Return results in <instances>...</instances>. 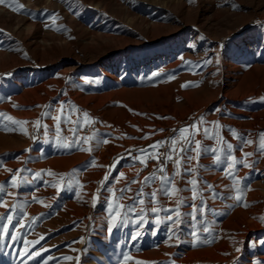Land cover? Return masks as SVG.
<instances>
[{
	"label": "rangeland",
	"instance_id": "obj_1",
	"mask_svg": "<svg viewBox=\"0 0 264 264\" xmlns=\"http://www.w3.org/2000/svg\"><path fill=\"white\" fill-rule=\"evenodd\" d=\"M29 1L34 0H15V5L23 6L20 12H15L6 6L0 5L12 14L11 26L20 22L21 17L32 14L46 21V24L41 28L42 31L47 34H58L69 39L70 37L71 39L77 37L76 30L80 29V25L82 28L105 31L106 33L120 32V34H124L127 31L134 30L133 27L123 18L116 15L115 12L109 11V9L104 6L93 4L88 0H35L37 6L27 4ZM127 1L133 2L134 0ZM216 10L222 11L220 18L223 22L222 29L249 17L235 26L232 31L221 35L219 40H216L213 34L205 30L202 31V34L197 38V34L188 33L192 24L182 22L180 30L171 35L162 36L152 41L140 43L139 45L130 44L125 48H118L112 52L99 54L93 59L90 55H80V57L65 53H61L60 55L53 49H49L43 55L47 61L39 63L38 58L33 52L22 43L23 49H21V51L23 57L19 56L21 54L17 53L15 48H13L11 52L15 55L13 59L16 58V60H20V62L10 67L3 68L1 67V63L5 60L10 62L11 58L7 57L4 58V60H0V113L5 114L4 117H0V155L7 154V160L14 162L15 157L12 156L18 151L25 150L27 146L35 147V152H44L48 147L53 146L56 150H54L55 153H57L59 157L69 158L71 161V164L64 169L61 168L57 170L55 166H46L48 171L44 178L48 180V184H45L42 178L39 179L34 177L30 179V185L38 181L48 187V190L44 193H40L39 209L31 214V216H28V219L26 218V220H24L23 216L13 215L14 218L11 222L7 219L2 220V222L0 221V224H8L9 228L8 235L0 237V246L17 245L19 249L24 248L22 245L28 246L29 249H27V252L33 254L32 258L26 259V251H23L24 253L22 252V256L20 255L19 257L21 259L19 260L20 262L28 261L27 264H35L36 262V264H43V261L48 259V257L54 258L48 260V264H72L77 251L78 257L74 264H83L82 260L85 253H90V251L95 249L106 250L109 245H112L110 239L116 238L114 233L111 234L109 238L104 236V233L110 221L109 218L105 216L107 211L106 206L108 207L107 198L110 193L107 189L110 188L113 172L118 163L120 161L135 163L140 173L145 172L141 179V183L143 184L145 177L152 175L155 169H158L165 163L164 156L161 155L159 161L151 158L146 159V163H141L140 160H134L133 157H136L141 149H148L151 153L152 150L149 148L150 145L157 141H167L172 137L178 139V147L182 146L184 141L182 138L178 137V129L190 127L193 123L197 122L203 108L212 105L219 99L217 98L215 101L210 102L200 109H191L185 116L179 114L190 103L181 100L175 114L172 112L165 113L160 117V120L154 123L137 121L128 124L125 118L126 114L123 112L124 109L131 113L137 112L138 114L136 115L138 117H142L147 111L144 109L135 111L132 105L118 102L111 105L112 108L105 116L106 118H102L101 122L99 120L92 122L89 131L83 130V134L79 136V140L75 139L73 141L72 138V141L69 143L63 139V142L60 140L53 143L54 131L51 124L54 117L51 116L52 114L49 109L51 98L47 99L42 104H38V102H21L17 97L21 93H18L19 89L30 86L32 85L31 83L34 82L31 73L53 69H66L65 81L67 82L71 78L79 76L83 78L84 74L87 76L95 69H100L102 71L110 70V76L122 82L124 87L136 88L141 94L148 92L149 94L155 93L156 95L165 90L177 92L180 89H184L192 91L193 93H191L190 96L195 97L200 88L208 86L213 87L217 84L216 77L211 76L209 73L212 66L211 63H206L208 58L203 52L204 44L206 42H212V44L216 46L217 53L223 56V54L229 50V45L235 39L241 38L247 35V33L264 27V0H205L198 4V11L200 14H203L205 11L206 14L209 15ZM67 15L72 16L74 21H65ZM76 22H78L79 25H77ZM0 30H2L0 31V51H8L9 48L15 47L18 43L22 42L21 37L10 29V26L0 24ZM190 45H195V47H190ZM126 52L132 55V62L130 64L126 59L128 55L124 54ZM218 67L221 68V66L217 65L216 68ZM133 77L135 79H133ZM127 81H132V85L128 84ZM80 82L81 81H78V83ZM185 84H188V86L182 87V85ZM92 89H95V87L92 86ZM254 109L264 111V102L256 104ZM44 113H48V115H43ZM9 117L11 120L28 121V123L23 125L12 124L11 120L8 119ZM37 120L40 121L39 126L35 124ZM62 120L63 118L60 117L58 123L59 131L62 130ZM66 124L69 125L70 120L67 119ZM81 126L83 127V125ZM161 129H163V131H160ZM60 133L63 134V132ZM93 133H97V136L85 142L84 138L92 137ZM104 139H107L108 143H103ZM97 140L100 142L97 143ZM169 149L170 144L165 143L156 151L164 154L167 153ZM130 151L131 155H129ZM247 151L246 153L252 152L254 154L250 149ZM27 157L28 156H26V159ZM141 159H144V156H141ZM175 159L176 157L174 156L173 160L166 163V173L169 176H172L173 171H175ZM102 160H106L107 163L104 172L95 182L90 204L87 207L88 211L86 214L82 215V217L81 215L78 216L82 209L85 208V187L91 178V174L97 172L101 167L100 164H102ZM62 163H64V161H62ZM58 164L59 163H57V165ZM187 166L188 165H185V167ZM252 167L253 166L250 168L245 167V170L242 168L241 170L235 168V172L233 171L232 176L226 175L227 169L221 170L225 172V177L228 178H226L225 192L216 193L217 196L215 195L212 198V205L204 206L201 204L198 207L204 208L205 211L202 213L197 212V224L195 229L192 228V219L191 216L188 215L193 209L184 211L179 210L183 223L176 228L174 235L169 232V228L172 227V222L166 219L167 215L170 213L166 214L162 218L164 222L159 224L155 223V216L153 215V220L149 228H147L148 231H142L141 233L143 235L140 233L141 237L139 235L140 239L143 238L141 240L143 241L142 243L145 244L140 245L139 249L144 252H153L154 255L167 253L170 255L171 259L169 261H160L157 258L156 260L153 259L149 261L142 258L136 264H192L193 260H195V264H243L245 258L247 260V258H250L252 255L250 250L246 249L247 247L250 249V247H245L250 244L246 241L236 242L233 249L229 251L228 245H231L232 236L237 232H234L229 227L230 225L225 223L228 210H224L225 208L235 209L239 206H252L256 208L257 210L254 209V211L257 212L253 216L255 219V228L262 222L261 219H264V186L261 187L257 184L261 177V173H254ZM181 172L182 175H177L178 184L182 189H188L189 184H187L186 181H188L189 173L183 172V169H181ZM49 173H52V175H49ZM252 174H257V176ZM105 175H109V179L101 186L100 182ZM161 175H163V173L156 172L157 177ZM243 175L246 176L244 177ZM241 176L243 179L240 178ZM61 177H63V179ZM235 177H239V179L237 178L236 180ZM234 178L236 181L239 180V184L234 183ZM69 181H71L73 185L71 189L65 187ZM53 184H55V187L52 186ZM233 185L235 186L233 187ZM239 185L242 189L243 186L246 185L244 191L246 190L247 194L241 191ZM247 185L248 187L250 186V188H248ZM144 186L150 187L152 191L159 189L160 180L157 178L149 185ZM169 187H171V185H169ZM235 187H238L241 192ZM254 190L263 194L260 200V207H257L259 206L258 198L256 199L255 196H250V192H255ZM181 192L183 191L177 192L171 197L158 194L155 204L150 200L147 202V205H149L148 210L153 206L161 208L165 204L170 205V203H172L170 205L171 208L175 209L177 206V199H182L183 195ZM237 193L241 196L239 202L235 199ZM93 195L97 196L95 203L92 199ZM242 196L245 198V201ZM230 198L235 203H231L232 201H229ZM249 199L251 202L248 201ZM253 200L256 201L252 202ZM219 201H221V203ZM241 201L246 203H241ZM232 204L235 205L233 206ZM210 206H212L213 209H210ZM224 206L226 207L223 208ZM219 207L223 209H219ZM259 209L261 213H258ZM219 210L224 212L220 211V213H218ZM216 211L217 213H215ZM82 220H86V224L81 232L78 226ZM199 221H203L204 223L201 224ZM203 227H208L210 231L208 233L203 232ZM193 231L197 232L198 239L191 235ZM259 231L260 237L257 239L261 240L264 237V228ZM12 235H16L18 238L13 240L11 238ZM41 237H43V239H41ZM36 241L39 242L37 243ZM237 249H239V251H237ZM32 250L34 253L40 252L41 255L35 257ZM1 255L2 254H0V256ZM65 256L71 257V259H63ZM178 259H181L180 263L177 261ZM2 261L3 259L0 258V264H2ZM9 261L8 257L6 264H9Z\"/></svg>",
	"mask_w": 264,
	"mask_h": 264
},
{
	"label": "bare ground",
	"instance_id": "obj_2",
	"mask_svg": "<svg viewBox=\"0 0 264 264\" xmlns=\"http://www.w3.org/2000/svg\"><path fill=\"white\" fill-rule=\"evenodd\" d=\"M88 1L96 5L104 6L109 9V11L115 12L116 15L123 18L131 27H133L134 30L127 31L124 34H120V32L106 33L105 31L82 28L80 25V29L76 30L77 37L75 39H71L70 37L69 39L58 34H47L42 31L41 28L46 24V21L41 20L32 14L21 17L20 22L11 26L12 14L0 6V24L10 26V29L22 39V42L18 43L15 47L9 48L8 51H0V60H4V58L7 57L11 58L10 62L6 60L3 61L1 67L7 68L20 62V60H16V58L13 59L15 55L11 52L13 51L12 49L15 48L16 52L21 54L19 56L23 57L21 51V49H23L22 43L33 52L38 58L39 63L47 61L43 55L49 49H53L60 55L61 53L71 54L76 57H80V55H90L93 59L99 54L112 52L118 48H125L130 44L139 45L146 41H152L162 36L171 35L180 30L182 22L192 24L188 33L197 34V38H199L202 31L205 30L210 34H213V37L216 40H219L221 35L232 31L235 26L249 17L248 16L247 18L222 29L223 22L220 19L222 15L221 10H216L209 15H207L205 11L203 14L199 13L198 4L205 0H134L133 2L127 0ZM27 4L37 6L35 0L29 1ZM65 21L73 22L74 19L72 16L67 15ZM76 24L79 25L78 22H76ZM203 52L208 58L207 63H211L212 68L209 70V73L211 76L216 77L217 84L213 87L208 86L200 89L198 88L199 91H197L198 93L195 97L190 96V94L193 93L192 91L184 89H180L177 92L165 90L156 95L155 93L149 94L145 91L144 94H141L136 88L124 87L122 82L110 76V70L102 71L100 69H95L90 73L88 72L89 74L86 73L88 74L87 76L84 74L83 78L80 76L71 78L67 82L65 81L66 69L33 72L31 73V77L34 82L31 83L32 85L30 86L19 89L18 93H21L17 97L21 102H38V104H42L47 99L51 98L49 109L52 114L51 116L54 117L51 124L54 131L53 143L60 140L63 142V139L70 143L72 138L74 141L77 137L83 134V130L89 131L91 123H87V120L90 119L92 122L99 120L101 122V119L106 118L105 116L108 114L109 110H111V105L118 102L132 105L133 108H135V111H139L140 109L147 111L142 117H138L136 115L138 114L137 112L131 113L127 112L125 109H121L124 114H126L125 118L127 124L137 121L154 123L160 120V117L165 113L172 112L175 114L181 100L190 103L179 114L185 116L191 109H200L219 98L215 103L208 105L200 112V117L203 116L206 123L202 126L198 125L199 132L195 136V140H200L203 145L208 146L210 149L215 148L221 150V152L226 148L227 143H231L234 149L231 155L237 159H247V161L253 166L254 173H261V177L257 184L262 187L264 186V152L260 149V137L261 134H264V111L255 110L254 107L256 104L264 102V99H262L264 98V27L247 33V35H244L241 38L235 39L229 45V50H227L223 56H220V54L217 53L216 46H214L212 42H206L204 44ZM124 54L128 55L126 59L130 64L132 62V55L130 53L127 54V52ZM217 65L221 66V68H216ZM133 79L135 78L133 77ZM78 81L81 82L78 83ZM131 82L129 81L128 84L132 85ZM92 86H94L95 89H92ZM73 106H75V110H73ZM84 113L88 114L87 118L84 117ZM56 117L63 118L62 130L59 131V133H57V124L59 121L55 119ZM66 119L70 120L69 125L64 122ZM216 124H219L220 127H215ZM81 125H83V127ZM204 128H208L210 133L214 135V138L205 139L203 136ZM73 129H75V134L73 133ZM229 129H234L240 139L235 138ZM60 132H63V134ZM246 140H252L253 143H243V141ZM192 146L195 147L194 142ZM34 149L35 147L27 146L25 150L16 152L12 156L15 157L14 162L7 160V154L0 155V184L6 185L5 192L0 193V196L3 197V199H0V216L5 215L7 212L10 215L23 216L24 220H26L28 216H31V214L39 209L40 193H44L48 190V187L38 181H35L33 185H30V179L34 178L37 172H40L41 177L39 179L42 178L43 181H48L44 178L48 171L46 166H55L58 170L61 168L64 169L71 164L69 158L59 157V155L55 153L56 150L53 146L48 147L44 152H35ZM248 149L253 151L254 154L251 152L253 155L250 158H245L243 153H246ZM191 155L195 157L196 154L193 152ZM26 156H28L27 159ZM62 161H64V163H62ZM57 163L59 164L57 165ZM101 163V167L97 172L91 174V178L85 187V208L82 209L78 216L81 215L82 217V215L86 214L88 211L87 207L90 204L95 182L104 172L107 161L102 160ZM227 163H229V161L223 159L221 163H216L215 155L211 151L203 153L197 159L191 161V166L196 170L189 174L188 180L193 178L197 179V191L199 194L195 200L192 199V191L182 189L178 184L177 176H175L173 184L176 188H181L183 191L181 192L183 195L182 200L185 201V203L180 206L179 210L184 211L192 209L191 205L193 204L197 207L201 204L204 206L212 205L213 194L216 195L218 192H225L224 189L226 188L227 177H225V172H222L221 170L227 169ZM236 168H238V170H241V168L245 170L243 165H236ZM9 169L13 171L9 172ZM16 170L21 171L18 174ZM120 173H123L124 175L121 177L119 175ZM144 173L145 172L140 173L138 171V166L135 165V163L120 161L113 172L112 183L110 185L112 192L108 194L107 200L112 199L114 205H125L130 203L131 201L129 200V197L133 196L142 186L141 179ZM257 174L252 175L257 176ZM14 175L17 176L15 182L19 185L18 188H12L10 186ZM235 178L234 181H236L237 178L239 179V177H237L236 180ZM240 178L243 179L242 176ZM132 181L136 182L132 183ZM206 185H212V189L209 190ZM234 186L235 185H233V187ZM125 187H129L131 191L124 193L123 199H115L116 196L120 195L119 190ZM239 187L242 192L247 194V191H244L246 185L243 186V189L240 185ZM191 188L192 185L189 184L188 189ZM248 188H250V186ZM236 189H238V187ZM144 192L151 193L152 190L150 187L144 186ZM250 196H255L256 199L258 198L259 206L257 207H260V200L262 199L263 194L252 191L250 192ZM145 199L146 202L143 205L145 208L144 223L140 226H137L136 224H125L114 228L111 232L108 231V224L104 236L109 238L111 234H115L116 238L110 239L112 245H109L106 250L95 249L90 251V249V253H85L83 256V264H136L142 258L149 261L153 259L156 260L157 258L160 261H169L171 259L170 255L167 253L154 255L153 252L141 251L139 246L144 244L142 243L143 241H141L143 238L140 239L138 237L140 240L136 239L135 241L131 239V236L135 235L137 231L140 233L142 231H148L147 228H149L153 220L154 216L150 209L148 210L149 205H147V202L149 200L147 198ZM229 201L231 202L232 199L230 198ZM244 201H241V203H244ZM248 201H250V199ZM255 201L253 200L252 202ZM219 202L221 203V201ZM233 202L234 201L231 203ZM14 204L19 205L15 213L10 211ZM171 204L172 203H170V205ZM170 205L165 204L162 208L173 209ZM232 205L234 206L235 204ZM140 207V205H137V212L140 211ZM225 207L226 206L223 208ZM106 208L107 211L105 216L110 220L108 207L106 206ZM223 208L219 207V209ZM210 209H213L212 206H210ZM254 209L256 208H253L252 206H239L235 209L225 208L224 210H228V216L227 218L225 217L226 221L224 220L225 223L229 224V227L234 232H237L232 236L231 245H228L229 251L233 249L236 242L246 241L250 244L245 247H250V249H248V247L246 249L250 250L252 255L250 258H247V260L245 258L243 264H264V237L261 240L257 239L260 237L259 230L264 228V219L262 218V222L255 228L256 225L253 216L257 211L255 212ZM220 211L222 210H219L218 213H220ZM215 213H217V211ZM258 213H261L260 209ZM166 214L168 213L161 211L159 216L163 218ZM85 224L86 220L80 222L78 228L81 232L83 231ZM22 246H24V248L20 249L17 248V245L0 246V248H2L0 249V254H2L0 258L3 259L2 264H6L8 257L10 260L8 262L9 264H27L28 261H19L21 260L19 258L20 255L22 256L21 253L29 249L26 245ZM77 257L78 251L73 258L72 264L75 263ZM177 261L180 263L181 259H178ZM192 264H195V260L192 261Z\"/></svg>",
	"mask_w": 264,
	"mask_h": 264
},
{
	"label": "snow or ice",
	"instance_id": "obj_3",
	"mask_svg": "<svg viewBox=\"0 0 264 264\" xmlns=\"http://www.w3.org/2000/svg\"><path fill=\"white\" fill-rule=\"evenodd\" d=\"M0 5L6 6L8 8H10L11 10L15 11V12H20L23 8L22 5H15V0H0ZM2 31V30H0ZM190 47H195V45H190ZM186 63H191V62H186ZM207 63V61H206ZM155 75V74H154ZM188 84L182 85V87H187ZM194 86V85H193ZM264 99V98H262ZM15 107V106H14ZM73 110H75V106H73ZM43 115H48V113H44ZM84 117H88L87 113L83 114ZM5 114L0 113V117H4ZM9 120H11V118H8ZM57 121L60 120V117H56L55 118ZM12 124H16V125H23L28 123V121H18V120H11ZM65 122H67V119L65 120ZM87 123H92V121L89 119L87 120ZM206 121L204 120V117L201 116L199 118V120L195 123H193L190 127H182L180 129H178V137L182 138L184 143L182 146L178 147V139L176 137H172L169 138V140L167 141H157L154 144L150 145L149 148L152 150V152L150 153L148 151V149H141L140 153L137 154L136 157H133L134 160H140L141 163H146V159H156L159 161L160 156L163 155L164 156V160L165 163L162 164L158 169H155L153 171V174L145 177L143 184L141 186L140 189H138L136 191V193L129 197V200L131 201L128 204L125 205H114L113 204V200L112 199H108L107 200V205H108V210L110 213V221H109V227H108V231L111 232L114 228L116 227H120L122 225L125 224H136L137 226H140L144 223L145 221V208L143 207V205L146 202L147 198L148 200H150L153 204H155L157 202V196L158 194L160 195H165L168 197H171L173 194L182 191L179 188H176L175 185L173 184V180L174 177L177 175H182L181 169H183V172H187L189 174L195 172V168L193 166H191L190 162L193 159H197L200 155H202L203 153H207L209 151L213 152V154L215 155V161L216 163H221L222 159L229 161V163H227V171H226V175L228 176H232L233 171L236 168V165H243L246 168H250L252 165L247 161V159H237L234 156L231 155L233 149V145L231 143H227L226 144V148L223 149V151L221 152V150L218 149H210L208 146H205L202 144V141L200 140H195V136L198 134L199 132V128L198 125H203L205 124ZM35 124L37 126H39L40 121L37 120L35 121ZM46 127V126H45ZM215 127H220L219 124H216ZM160 131H163V129H161ZM229 131L232 133V135L237 138L240 139V137L237 135L236 131L234 129H229ZM73 132L75 134V129H73ZM57 133H59V125L57 124ZM187 134V135H185ZM97 136V133H93L92 137H86L84 138V141L87 142L90 139H93ZM203 136L205 139H212L214 138V135L212 133H210L208 128H204L203 129ZM147 138V137H144ZM261 144H260V149L262 152H264V134H261ZM80 137H77V140H79ZM100 141L97 140V143H99ZM193 142L195 144V147H193ZM103 143H108L107 139L103 140ZM165 143H169L170 144V149L167 153L161 154L159 152H157L156 150L159 149L160 147H162ZM243 143L246 144H252L253 141L252 140H246L243 141ZM65 146H70V145H65ZM195 152V157L193 155H191V153ZM129 155H131V151L129 153ZM252 155V153H243L244 157H250ZM141 156H144V159H141ZM176 157V159L174 160V173L173 176H169L166 173V163L168 161L173 160V157ZM118 163V162H117ZM185 165H188L187 167H185ZM114 167V166H113ZM9 172H12L13 170L9 169ZM17 173L19 174V172L21 170H16ZM160 172L163 173V175L157 177L156 176V172ZM49 175H52V173H49ZM110 175V174H109ZM109 175H105V177L103 178V180L100 182L101 186H103L109 179ZM121 177L124 175L123 173L119 174ZM41 177V173L37 172L35 174V178H40ZM63 179V177H61ZM159 179L160 180V187L159 189L153 190L151 193H145L144 192V185H149L150 183H152L155 179ZM17 179V176H13L12 177V183H11V187L12 188H18L19 185L15 182ZM136 181H132V183H135ZM45 184H48V181H44ZM187 184H191L192 188L191 189H184V190H190L192 191L193 195H192V199L195 200L198 196V191H197V179L193 178L191 180L186 181ZM235 184H239V181H234ZM169 185H171V187H169ZM53 187H55V184L52 185ZM72 182L69 181L65 187L71 189L72 188ZM206 187L211 190L212 189V185H206ZM5 188L6 185L5 184H0V193H4L5 192ZM60 190V189H57ZM107 191L112 192L111 188H108ZM120 191V195L116 196L115 199L119 200V199H123L124 198V193L126 192H130L131 189L129 187H125L119 190ZM78 194V193H77ZM215 196V194H213ZM0 199H3L2 196H0ZM35 199V198H34ZM93 202L95 203L97 196L93 195L92 197ZM235 199L237 200V202H239L241 200V196L239 194L236 195ZM185 203L184 200L182 199H177L176 201V208L175 209H170V208H158L156 206L151 207L150 211L151 213L155 216V223L159 224L164 222V220L159 216V213L161 211L166 212V213H170L169 215H167L166 219L167 221H171L172 222V227L169 228V232L172 233L173 235L175 234L176 228L179 227L180 225H182L183 221L181 219V213L179 211V208L181 205H183ZM137 205H140V211L137 212ZM192 206V212L189 213L188 215L191 216L192 219V228L195 229L196 228V224H197V212H204L205 209L204 208H198L195 204L191 205ZM19 205L14 204L12 206V208L10 209L11 212L15 213L18 209ZM13 215L8 214L7 212L5 213L4 216H0V221L7 219L9 222H11L13 220ZM199 223L203 224V221H199ZM0 237L3 236H7L9 233V228L8 225L6 224H0ZM203 232L208 233L210 231V229L208 227H203L202 229ZM155 234V233H153ZM140 235V232H136L135 235L131 236V239L133 241H135L136 239H138ZM191 235L198 239L197 236V232L193 231L191 233ZM11 238L13 240H15L16 238H18L16 235H12ZM41 239H43V237H41ZM171 239V237H170ZM37 243L39 241H36ZM26 251V259L27 258H32L33 254L30 252ZM237 251H239V249H237ZM41 253L40 252H36L35 256H40ZM50 259H54V258H48L44 261V264H48V260ZM63 259L65 260H69L71 259V257H63Z\"/></svg>",
	"mask_w": 264,
	"mask_h": 264
}]
</instances>
